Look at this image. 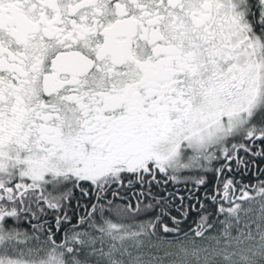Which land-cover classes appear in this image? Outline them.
<instances>
[{
	"label": "snow or ice",
	"instance_id": "1",
	"mask_svg": "<svg viewBox=\"0 0 264 264\" xmlns=\"http://www.w3.org/2000/svg\"><path fill=\"white\" fill-rule=\"evenodd\" d=\"M0 264H264V0H0Z\"/></svg>",
	"mask_w": 264,
	"mask_h": 264
}]
</instances>
